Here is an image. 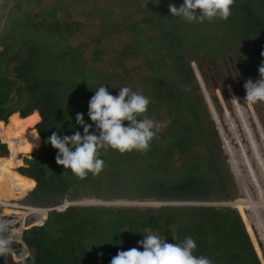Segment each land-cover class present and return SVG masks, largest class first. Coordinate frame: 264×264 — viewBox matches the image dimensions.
Listing matches in <instances>:
<instances>
[{
	"label": "trees",
	"instance_id": "trees-1",
	"mask_svg": "<svg viewBox=\"0 0 264 264\" xmlns=\"http://www.w3.org/2000/svg\"><path fill=\"white\" fill-rule=\"evenodd\" d=\"M84 1L88 0H74L62 7L54 3L55 7L43 9L35 16H24L23 19L11 16L9 26L0 32L2 214L18 218L23 217L26 211L22 206L9 202L11 198L6 189L7 183L10 193L18 199L27 192L23 203L35 208L56 207L64 198H84L83 201L92 200L85 199L90 197L117 198L119 196L113 191L120 189L124 196L128 197V191L138 189L132 186L128 188V170L124 168L128 162L133 161H142L145 166L149 165L148 171L154 165L166 175L162 183H156V180L149 183L145 178L139 177L137 184H141L143 189L136 197L140 199L204 201L213 195L205 190L217 187L220 190V198L226 201L229 196L224 195L225 178L218 171L223 165L209 153L211 147L213 148V144H210L217 138L216 131L210 123L207 127L199 125L202 120L198 113L199 107L205 119H208L205 103H201L202 97L197 95L195 86V81H198L204 95L205 89L198 73L201 72V66H192L191 62L194 63L193 58L197 54L201 56L200 63L214 57L207 54V48L217 45L221 39L219 35L223 33L226 46L221 54L230 52L238 76L247 79L255 74L256 69L264 62V56L261 55L264 52V0H234L231 15L227 20H205L206 23L199 29L193 27L194 22L188 23L179 17V27L169 26L164 22L170 15L166 9L168 6L162 5L153 14L151 9L156 4L152 3V0H141L151 15L148 29L139 28L137 23L128 25V19L124 21V26L120 28L135 32L121 57L128 56V46L133 54L137 53L143 57L151 79L150 97L155 100L154 105L148 106L145 115H148L152 107L163 106L169 116V124L163 132L157 133L147 152L133 150L120 153L112 149L102 150L99 158L105 162L103 171L96 176L89 173L81 179L70 169H64L56 163L58 150L48 144L47 139L53 132H59L61 136L73 135L75 131L83 133V128L76 124V114L83 113L86 123L93 124L87 115L89 100L98 87L105 86L113 77L116 79L120 75L109 74L100 77L98 70L91 63L98 61L99 52H93L90 58L86 59L81 47H71L68 43L67 37L72 36L74 30L69 25L61 26L56 13L60 9ZM161 2L163 1L160 0ZM183 2L184 0L172 1L177 7ZM115 3L119 10L126 7L123 0H115ZM38 18H43L47 27L37 23L31 24ZM26 27L32 32H25ZM148 30H157L156 37H151ZM102 33L97 40L121 31L119 28H107ZM161 50L164 54L156 56L155 52ZM237 52L247 53L251 65L246 66V59L238 60ZM221 54L215 55L221 57ZM148 55L153 58L149 59ZM162 58L167 59V62H162ZM211 64L215 66L214 63ZM168 74L172 77L166 79ZM212 74L213 77L221 75L218 69L212 71ZM200 75L204 76L202 73ZM105 87L111 93L110 88ZM205 99L207 100L206 97ZM171 113L175 116L171 117ZM178 116L186 117L187 122L177 120ZM92 130H95L94 124ZM204 132H208L209 136ZM189 137H196L197 142L189 143ZM223 138L228 145L226 137ZM245 139L248 144L254 142L252 137ZM262 139L264 138L259 135V141ZM196 144L204 147L206 157L187 159L184 151ZM237 145L239 161L241 165L248 164L244 169L253 177L248 156L239 142ZM170 148H179L185 159L182 163L183 169L172 175L169 174ZM254 148V158L257 161L261 150H258L256 144ZM24 155L30 158L23 159L24 166L15 172L16 167L22 166L19 157ZM231 160V164L239 173L233 156ZM259 168L264 171L262 163ZM108 173H116L118 176L114 177V174ZM17 183L22 186L19 187ZM130 203L133 202H129V205ZM220 203L231 207L245 206L240 202ZM21 209L25 211L22 212ZM235 210L161 207L156 211H163L164 215L161 220H157L155 210L150 209L138 213L131 209L68 206L59 212L48 211L42 224L40 223L44 212L36 213L33 216L40 220L33 224L40 225L22 231L20 236L27 256L20 261H13L8 253L0 256V264H111V259L119 251L139 247L138 241L148 233L164 237L169 243H181L190 236L197 244L194 254L208 257L212 264H264V251L256 237L264 242V210H246L250 217L243 209ZM29 224L25 223L22 229ZM251 225L255 229H252ZM8 229L12 235L18 234L17 229L9 226ZM254 230L256 233H253Z\"/></svg>",
	"mask_w": 264,
	"mask_h": 264
},
{
	"label": "rangeland",
	"instance_id": "rangeland-1",
	"mask_svg": "<svg viewBox=\"0 0 264 264\" xmlns=\"http://www.w3.org/2000/svg\"><path fill=\"white\" fill-rule=\"evenodd\" d=\"M74 0H0V32L1 30L7 28L9 26V18L13 16V18L23 19L24 16H35L43 11V9H48L51 6L56 5L65 6L68 3H71ZM163 2L158 5H154L151 9V12L154 14L156 10L160 9L162 5L169 6V4H173L174 0H162ZM123 5L126 7L123 10H119L117 7L115 0H88L84 1L64 9H60L57 11L56 16L60 20V24L69 25L71 29L74 30L72 36L67 37L69 45L71 47L79 46L81 47L84 58H90L93 52H99L98 61L91 62L98 70L100 77H105L109 74L118 75V78H112L111 81L106 83L105 86L109 87L112 95H118L119 89L122 86L127 85L133 89V91L140 93L150 99L149 105H154L155 100L151 99V79L150 74L147 67L144 64V59L139 54H133L132 49L129 48L126 53H128L127 57H121V53L124 51L126 44L129 43L131 37L134 35V30H123L121 29L124 25V21L128 19L129 23L134 24L137 23L139 28L148 29L147 24L151 20V15L145 9L144 3L141 0H123ZM167 10L168 7H166ZM170 13V12H169ZM181 19V18H180ZM166 24L174 25L175 27H179L180 23L178 18L175 16H168L164 21ZM37 23L42 25L43 27H47V23L43 18H38L33 23ZM206 22H194L193 27H201L202 24ZM121 27V28H120ZM108 29H116L119 28L121 33L109 34L101 40H97L101 37L102 32ZM25 32L31 33L32 30L26 27ZM157 30H152L151 32L148 30V34L151 37H156ZM221 39L218 41L217 45H210L207 48V54H212L214 57H211L208 61L200 63L199 54L195 56L194 63L191 62V65L200 64L201 72L198 71L201 84L204 86L205 92L204 95L207 98L206 102H209L210 109L213 111V115L216 117L217 121L214 122L211 119L207 104L204 100V95L201 93L200 84L196 82L197 86V95H201L202 101L201 103H205L206 112L208 113V119H205L202 109L199 107V116H201L202 120H200V124L202 126L207 127L208 123L214 126V130L216 131L217 138L212 141L210 154L216 158L217 161L221 162L223 165L222 169H218V171L224 175V184L225 190L224 195H228L229 198L225 201L221 199L219 189L215 188H207L205 191L209 192L211 198L209 200L204 201H193V200H162V199H147L136 197L141 193L142 185L137 184L138 178L142 177L149 181L156 180V183H162L163 178L166 176L162 172L160 168L154 167L148 171V166L142 161H133L128 162L126 164L125 169L128 170V188L132 186V188H138L135 191L129 192L128 197L124 196L123 191L120 189L117 192L113 193L117 198H85L92 199L93 201H83L84 198H80L77 200H68L64 198L62 203L56 207L57 210L62 211L65 207L74 206V207H105V208H118V209H131L135 210L138 213H142L145 209L155 210V217L157 220H161L164 213L163 211H156L161 207H174V208H187V207H199V208H213L215 210L226 211L227 209H233L227 205L221 204L220 202L228 203L233 202L235 199H242L240 203L249 207V210H264V171L259 168L261 166L264 167V139L259 141V135L264 138V102H257L255 104L248 103L244 98L246 96L245 89L243 87L244 83L248 79H252L253 81L259 78L258 68L256 69V73L247 79H242L238 76V73L234 66V60L230 52L227 54L222 53L223 47L226 46L224 43V34H220ZM220 38V37H219ZM230 42V41H229ZM229 44V43H228ZM234 47V46H231ZM238 49V46L236 47ZM240 50V48L238 49ZM156 56H162L164 51L161 50L159 52H155ZM221 54V57L216 55ZM149 59H152V55H148ZM237 59H246V66L251 65V59L247 53H239L237 52ZM162 62L166 63L167 59L162 58ZM256 62V61H255ZM211 63H214L213 66ZM253 64V63H252ZM196 67V66H195ZM216 69L221 73L218 77H213L212 71ZM204 76H201L200 74ZM166 75V73H165ZM172 77L171 74L166 76V79ZM171 83H174L171 81ZM194 83L192 82V85ZM175 91V90H174ZM192 94V93H191ZM234 97H239L238 103H233L231 99ZM197 107V106H196ZM171 117L175 116L174 113H171ZM150 119L159 122L162 127L159 132H163L165 128L169 124V116L165 112V108L163 106L152 107L151 111L147 115ZM252 116V117H251ZM177 120H181L182 122H187L186 117H177ZM184 120V121H183ZM215 123L217 124L215 128ZM19 124H21L19 122ZM20 127V126H18ZM248 131V132H247ZM208 137L209 133L204 132ZM222 134V136H221ZM223 136L227 139V144L224 142ZM253 138V144L257 146L258 150H261L259 154L260 158L255 161L256 150L252 143H247L245 138ZM189 143L197 142L196 137H189L187 139ZM237 142L240 143L241 147L244 148L246 155L249 159V164L251 165V169L253 170V177H251L246 170L245 166L248 164H242L239 161V147ZM236 144V145H235ZM179 148H170L169 149V165L171 167L169 174H177L179 171L183 169V162L185 159L182 157ZM8 153V152H7ZM186 158L189 157H197L199 159H204L206 157L205 150L202 145L196 144L191 146L188 150L184 151ZM262 155V156H261ZM217 156V157H216ZM233 159L238 164V171L231 164ZM20 161L22 166L16 167L14 171L20 167L24 166L23 159H29L30 157L27 155L20 156ZM111 158L109 157V160ZM112 160V159H111ZM110 160V161H111ZM258 162H261L260 164ZM260 169V170H259ZM114 174V173H112ZM108 173V175H112ZM226 174V175H225ZM239 175V177H238ZM118 176L116 173L114 177ZM0 177L3 178V175ZM108 178V176H105ZM6 182V181H5ZM3 183V182H2ZM2 183L0 184V193L2 191ZM7 183V182H6ZM19 187V183H17ZM163 185V184H162ZM15 187V186H14ZM9 192L12 204H17L19 206H28L23 203L24 198L27 195H23L20 199L14 197L10 193V187L7 183V188ZM260 191H258V190ZM260 192V193H259ZM110 193V192H108ZM107 193V194H108ZM260 194V198L258 199ZM130 196V197H129ZM100 200V201H97ZM260 200V201H259ZM129 202H136L130 203ZM155 202V203H153ZM192 202H197V204L201 205H186ZM208 202L210 204L215 203L213 205L206 204ZM103 205H99V204ZM105 203V204H104ZM220 203V204H217ZM108 204V205H107ZM28 209L20 211H25V215L23 217L13 218L11 220H1L0 223H6L7 226L17 229L19 231H24L31 227H37L42 224V220L46 218V213L44 211L37 212V208L27 207ZM2 207H0V214H2ZM44 212L43 219L40 224H33L40 220V218H36L33 215L36 213ZM245 213L248 214V211L245 210ZM8 216V215H3ZM252 220V219H251ZM25 223H30L28 226H25ZM15 225L19 227L16 228ZM252 229L253 226L251 225ZM22 229V230H21ZM125 232V231H124ZM253 233H256L255 230ZM8 235L10 233L8 232ZM171 237V236H170ZM258 241L261 243V249L264 251V242L256 236ZM173 240V235L171 237ZM11 259L13 261H20L21 259H14L11 255ZM23 259V258H22ZM80 264V263H79Z\"/></svg>",
	"mask_w": 264,
	"mask_h": 264
},
{
	"label": "clouds",
	"instance_id": "clouds-1",
	"mask_svg": "<svg viewBox=\"0 0 264 264\" xmlns=\"http://www.w3.org/2000/svg\"><path fill=\"white\" fill-rule=\"evenodd\" d=\"M152 3L158 5L160 0H152ZM233 5L234 0H184L181 6L169 4L168 8L171 16L182 18L188 23H202L217 18L227 20ZM261 55L264 56V52ZM258 71L257 80L248 79L243 85L246 92L244 99L250 104L264 102V62ZM239 99L234 97L231 100L238 103ZM149 104L148 97L129 87L120 88L116 96L104 85L98 87L88 102L87 112L95 130H92L93 124L86 123L83 113H77L75 121L83 128V133L75 131L73 135L61 136L59 132H53L48 137L47 143L58 150L56 163L84 179L89 173L96 176L103 171L105 162L99 158L102 150L112 149L120 153L149 151L151 142L162 127L159 122L145 115ZM27 207L30 206H22L24 209ZM56 207L42 209L45 213L52 209L59 212ZM8 232L6 223H0V256L13 251ZM143 237L138 241L139 247L119 251L111 259V264H212L208 257L194 254L197 244L190 236L181 243H169L166 238L152 233Z\"/></svg>",
	"mask_w": 264,
	"mask_h": 264
},
{
	"label": "water",
	"instance_id": "water-1",
	"mask_svg": "<svg viewBox=\"0 0 264 264\" xmlns=\"http://www.w3.org/2000/svg\"><path fill=\"white\" fill-rule=\"evenodd\" d=\"M204 100H205V102L207 101L205 98H204ZM206 104H207V107H208V111L210 112L211 119H213V121L216 122L217 119L213 115V113H212L213 111L210 109V106L211 105L209 104V102H206ZM216 126H217V124L215 123V128H216ZM99 205H103V204L100 203ZM186 205H201V204H197L196 203V204H186ZM52 210H54V209H52ZM247 215L250 217L249 213ZM260 215L263 216L262 213H260ZM13 218L14 217H12V216H3V214H0V219L1 220H11ZM15 227L18 228L19 226L18 225H15ZM20 236H21V231H20L19 234H15V235L10 234L9 235V237L11 239V247L13 249V251L10 252L9 254L12 255L14 258H18V259H21L22 260V258L24 259L27 256V251H26V247L24 246V244L20 241Z\"/></svg>",
	"mask_w": 264,
	"mask_h": 264
},
{
	"label": "bare ground",
	"instance_id": "bare-ground-1",
	"mask_svg": "<svg viewBox=\"0 0 264 264\" xmlns=\"http://www.w3.org/2000/svg\"><path fill=\"white\" fill-rule=\"evenodd\" d=\"M240 200L242 199H235L233 202H240ZM89 201H93V200H89ZM97 201H100V200H97ZM260 201V200H259ZM133 203H136V202H133ZM231 207V206H229ZM232 208H235V209H243V210H249L250 208L247 207V206H243V205H239V206H236V207H232ZM37 212H40V211H44L42 208H39V209H36ZM20 233V231L18 232V234Z\"/></svg>",
	"mask_w": 264,
	"mask_h": 264
}]
</instances>
